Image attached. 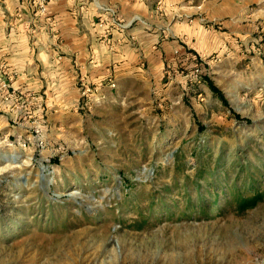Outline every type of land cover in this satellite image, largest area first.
<instances>
[{
  "label": "rangeland",
  "instance_id": "rangeland-1",
  "mask_svg": "<svg viewBox=\"0 0 264 264\" xmlns=\"http://www.w3.org/2000/svg\"><path fill=\"white\" fill-rule=\"evenodd\" d=\"M163 2L141 71L0 122V264H264V0Z\"/></svg>",
  "mask_w": 264,
  "mask_h": 264
},
{
  "label": "crops",
  "instance_id": "crops-1",
  "mask_svg": "<svg viewBox=\"0 0 264 264\" xmlns=\"http://www.w3.org/2000/svg\"><path fill=\"white\" fill-rule=\"evenodd\" d=\"M163 3L0 0V122L43 131L53 111L70 110L84 99L85 87L120 84L141 71L147 37L153 52L160 37L169 36V24L156 17ZM184 28L176 36H194L181 23Z\"/></svg>",
  "mask_w": 264,
  "mask_h": 264
},
{
  "label": "built area",
  "instance_id": "built-area-1",
  "mask_svg": "<svg viewBox=\"0 0 264 264\" xmlns=\"http://www.w3.org/2000/svg\"><path fill=\"white\" fill-rule=\"evenodd\" d=\"M44 10V9H43ZM112 86H116L114 83H112ZM91 91V89L88 87H85L84 90H83V95H87L89 92ZM34 132L36 133V135H39L41 132H42V129L40 126L36 125L35 128H34ZM40 147L43 148L44 147V144L43 142H41L40 144Z\"/></svg>",
  "mask_w": 264,
  "mask_h": 264
},
{
  "label": "trees",
  "instance_id": "trees-1",
  "mask_svg": "<svg viewBox=\"0 0 264 264\" xmlns=\"http://www.w3.org/2000/svg\"><path fill=\"white\" fill-rule=\"evenodd\" d=\"M215 89V88H214ZM216 90V89H215Z\"/></svg>",
  "mask_w": 264,
  "mask_h": 264
}]
</instances>
